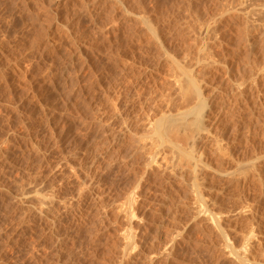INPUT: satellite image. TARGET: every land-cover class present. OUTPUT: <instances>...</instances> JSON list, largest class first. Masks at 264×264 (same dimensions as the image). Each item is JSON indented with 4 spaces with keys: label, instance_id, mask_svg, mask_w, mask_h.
Instances as JSON below:
<instances>
[{
    "label": "rangeland",
    "instance_id": "374dc122",
    "mask_svg": "<svg viewBox=\"0 0 264 264\" xmlns=\"http://www.w3.org/2000/svg\"><path fill=\"white\" fill-rule=\"evenodd\" d=\"M0 264H264V0H0Z\"/></svg>",
    "mask_w": 264,
    "mask_h": 264
},
{
    "label": "bare ground",
    "instance_id": "6f19581e",
    "mask_svg": "<svg viewBox=\"0 0 264 264\" xmlns=\"http://www.w3.org/2000/svg\"><path fill=\"white\" fill-rule=\"evenodd\" d=\"M195 89V88H193ZM191 99V97H190ZM194 100V99H193ZM190 112V110L188 108L183 109L181 111H178L174 114H167V115H162L160 117H158L155 121H156V127H157V131L160 135V137L163 140H166L168 142L174 143V142H179L181 141L184 137L178 133L180 131L179 128L181 124H184L186 122V116L188 115V113ZM179 125V126H178ZM183 135V133H182Z\"/></svg>",
    "mask_w": 264,
    "mask_h": 264
}]
</instances>
